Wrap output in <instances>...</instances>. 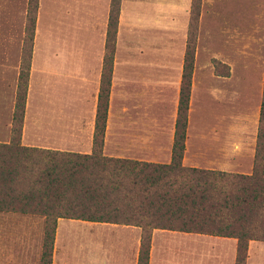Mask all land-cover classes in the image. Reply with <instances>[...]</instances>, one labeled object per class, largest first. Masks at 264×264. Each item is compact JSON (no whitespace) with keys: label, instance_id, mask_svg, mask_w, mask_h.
I'll return each instance as SVG.
<instances>
[{"label":"rangeland","instance_id":"obj_1","mask_svg":"<svg viewBox=\"0 0 264 264\" xmlns=\"http://www.w3.org/2000/svg\"><path fill=\"white\" fill-rule=\"evenodd\" d=\"M142 1L139 0V2ZM181 1L187 3L184 8L182 7L186 11V17L182 18V22L176 20L180 17L174 16L172 8L154 7L162 11L160 15L155 14L149 17L151 20L125 22L123 44L133 45L132 48L137 46L140 52L138 57L143 64L155 63L169 66L167 67L169 69L161 72L166 80L171 79L173 82L176 80V73L172 68L181 64L178 83L180 91L193 4H198L194 61L187 110L191 133L187 155L197 159L210 156L221 161L227 168L249 169L253 167L264 83V0ZM121 2L122 0H119V14ZM77 3L80 8H87V0H38L31 58L36 23L40 16L42 25L48 23L49 16L52 15L51 25L58 22L59 26V8L77 7ZM110 4L111 0H109L108 18ZM9 7L10 0H0V15L4 14L0 16L1 22L6 18L11 20ZM39 9H41L40 15ZM26 12L27 3L24 25ZM78 15L76 14V17ZM18 16L17 10L14 13L13 8V20L16 17L17 22ZM107 26L102 48L103 57ZM128 26L133 33L132 37L127 31ZM117 33L118 24L111 77L117 47ZM43 40L44 34H42ZM42 41L40 40L37 45L39 48L42 46ZM147 57L150 59L145 60L144 58ZM213 60L219 64L215 65ZM102 71L103 60L99 88ZM33 88L37 93L44 95V98L38 97L36 104L39 105L38 109L42 115L44 114L46 120L56 113L59 115L61 110L64 119L69 118L68 122H70L72 113L76 112V109L72 111L70 93L67 92L71 89L70 86L59 81L56 83L54 79L48 78L43 81L36 80ZM165 88L170 94L174 91L173 85L169 82L165 84ZM65 93L69 96H65ZM166 99L168 100L165 102V112L171 111L175 104L176 111H174L177 118L179 92L177 102L171 96ZM79 106L82 110L81 104ZM57 121L59 122V118ZM49 122L53 121L49 120ZM215 132V139L211 138ZM152 147L163 148L156 145ZM211 147L217 149H210ZM143 148L145 152L151 150L150 145L146 143ZM6 211L11 210H0V264H40L45 217L40 214L23 215ZM74 224L76 223H62L58 230L56 225L50 264H131L135 255L134 264H137L140 241L135 252L133 240L129 243L122 233L107 231L91 223H81L82 226ZM186 233L188 234L176 233L162 236L154 243V247L150 241L148 264H264V241L250 242L249 240L245 257L237 262V240L234 237L231 238L235 240L224 241L214 237L215 235ZM229 244H234V252H229L227 249L229 253L224 262H221L216 251L222 245L228 248ZM229 247L231 250L232 247Z\"/></svg>","mask_w":264,"mask_h":264},{"label":"trees","instance_id":"obj_2","mask_svg":"<svg viewBox=\"0 0 264 264\" xmlns=\"http://www.w3.org/2000/svg\"><path fill=\"white\" fill-rule=\"evenodd\" d=\"M197 7L193 4L189 24L171 160L153 163L102 153L119 0L110 4L92 152L21 146L38 8V0H28L10 140L0 143V210L45 217L40 264L51 262L60 217L139 227L137 264H148L154 229L234 237L237 262L245 257L249 240L264 241V83L251 174L182 164Z\"/></svg>","mask_w":264,"mask_h":264},{"label":"crops","instance_id":"obj_3","mask_svg":"<svg viewBox=\"0 0 264 264\" xmlns=\"http://www.w3.org/2000/svg\"><path fill=\"white\" fill-rule=\"evenodd\" d=\"M26 3L27 0H10L9 13L12 18L0 21V143L5 144L9 142L11 134ZM87 3V8H80L78 3L77 7H60L59 26L58 22L51 25L53 23L52 15L49 16L48 23L42 25L41 16L36 23L35 43L20 137L21 146L80 154L92 152L109 0H87ZM186 5L187 3L181 0H171L170 2L164 0H143L142 2L122 0L103 134V155L153 163L170 162L175 133L176 107L174 104L173 109L168 113L164 109L165 102L168 100L166 97L171 96L177 102L181 64L172 68L176 73L174 82L171 79L166 80L161 74L162 71L169 69L167 68L169 66L155 63L143 64L138 57L140 52L137 50V46L132 48L133 45L123 44L124 24L125 22L130 23V21H149L151 20L149 17L155 16V14L160 15V11H162L161 9L156 10L154 7L161 8L162 6L172 8L174 16L180 17L176 20L182 22V18L186 15V11L183 9ZM13 8L14 13L17 10V16L19 15L17 22L15 21L16 17L13 20ZM40 11L41 9H39V15ZM76 14L79 15L76 17ZM127 29L129 36L132 37L131 28L128 26ZM42 34H44L43 41ZM40 40L42 46L39 48L37 45ZM144 59L147 60L150 57ZM48 78L54 79L56 83L59 81V83L62 82L71 87L67 92L70 93L72 111L76 109V112L72 113L70 122H68L69 118L64 119L61 110H59V115L56 113L46 120L44 114L42 115L38 109L39 105L36 104L38 97L42 98L44 95L37 93L33 84L36 80L43 81ZM167 82L174 87L172 94L165 88ZM65 96H69V94L65 93ZM80 104L82 110H80ZM49 120L53 122H49ZM212 135L211 138L215 139L216 132ZM190 137V117L188 115L182 156L184 166L251 174L252 166L245 170L231 169L210 156L199 159L190 158L187 155ZM144 143L150 145V151L145 152ZM155 145L163 146V148L155 149L152 147ZM210 149L217 148L211 147ZM6 212L32 215V213L17 211ZM62 223H76L74 225L79 226H82L81 223H91L107 231L122 233L129 243L130 240H133L132 245H134L135 252L140 241V228L134 225L60 217L57 222V230ZM176 233L188 234L181 231L154 229L151 236L152 247L158 238ZM214 237L224 241L235 240L231 237ZM252 241L255 240H250V242ZM229 246L232 247L231 250ZM229 246L226 248L225 245H222L216 251L221 262H224L229 252H234V244H229Z\"/></svg>","mask_w":264,"mask_h":264}]
</instances>
